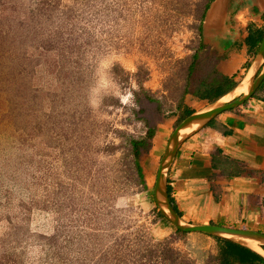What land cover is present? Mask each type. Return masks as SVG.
<instances>
[{
  "label": "rangeland",
  "instance_id": "rangeland-1",
  "mask_svg": "<svg viewBox=\"0 0 264 264\" xmlns=\"http://www.w3.org/2000/svg\"><path fill=\"white\" fill-rule=\"evenodd\" d=\"M211 2L0 0V264H216L154 197L158 128L217 77ZM150 126L144 183L130 141Z\"/></svg>",
  "mask_w": 264,
  "mask_h": 264
},
{
  "label": "crops",
  "instance_id": "crops-1",
  "mask_svg": "<svg viewBox=\"0 0 264 264\" xmlns=\"http://www.w3.org/2000/svg\"><path fill=\"white\" fill-rule=\"evenodd\" d=\"M263 31L264 0H223L202 38L218 53V72L238 82L252 67L262 43L255 38ZM185 102L192 113L210 103L194 96ZM173 120L158 128L160 150L168 146ZM166 181L183 221L264 234V86L256 97L216 115L182 140Z\"/></svg>",
  "mask_w": 264,
  "mask_h": 264
},
{
  "label": "water",
  "instance_id": "water-1",
  "mask_svg": "<svg viewBox=\"0 0 264 264\" xmlns=\"http://www.w3.org/2000/svg\"><path fill=\"white\" fill-rule=\"evenodd\" d=\"M222 2L223 0H212V2L210 3L206 11V15H205L204 22H203L204 28H207L210 22L212 21V19H214V17L218 14L222 6ZM263 61H264V37L260 45L258 54L256 55V58L252 64V67H253L256 63L261 62L260 64H258L259 67L255 71V74L253 75V86L250 89V91L248 93L237 96L234 99L227 101V102H223L222 100L219 99L213 102L212 105L207 106V108L204 109L203 111L195 112L189 115L174 129L173 133L171 134L169 138L168 146L165 150V153L162 156L161 163L157 171V177H156V181L154 185V197L158 205V208L160 209L162 214L181 231L188 232V233L190 232L205 233L211 236H218V237L226 238V239L235 241L237 243H240L242 245L248 246L242 243L241 241H237V240H234L232 238L225 236V233L239 234L242 236L262 240V247L264 246V234L261 232L252 231L248 229L222 226V225H217V224H189L183 221L180 218L178 212L176 211V209L174 208L171 202L170 195L168 192L167 181H166L167 169L169 165L172 163V160L176 154L178 147L180 146L182 140H184L188 135H190L193 132V131L190 132L186 136H181V130L183 128L190 126V124L198 120L202 122L200 126L202 127L207 122H209L212 118H214L216 115L226 110L234 109L244 104L249 99H251L254 96V94H256V92L258 91V89L260 88V86L262 85L264 81V67L259 72L260 68L263 66V63H262ZM260 254L263 255L262 253Z\"/></svg>",
  "mask_w": 264,
  "mask_h": 264
},
{
  "label": "trees",
  "instance_id": "trees-1",
  "mask_svg": "<svg viewBox=\"0 0 264 264\" xmlns=\"http://www.w3.org/2000/svg\"><path fill=\"white\" fill-rule=\"evenodd\" d=\"M208 7L209 4L206 6V10L208 9ZM263 37H264V31L259 33V36L255 38V41L261 43L263 41ZM249 42L251 41L249 40ZM198 56H199L198 52H196L193 55V61L189 66V74L193 73L196 65V59L198 58ZM250 64L251 63H249L248 66ZM215 72L217 74V77H214L212 81L202 80L196 86V89L194 91H191L188 88L189 87L188 84L184 93L185 94L192 93L199 99L208 100L210 103H212L219 100L225 94L230 92L232 89L236 87L237 83H239V81L237 82L235 80L234 76L223 75L222 73L218 72L216 68H215ZM263 86H264V81L259 89H261ZM256 94H254L253 97H256ZM184 99L185 97L183 96L178 104V108L181 109V112L177 124L181 123L186 117L192 114V111L189 109V107L183 103ZM155 133H156V128L154 126H150L148 128L146 137H142L140 139H131L130 141L131 151L135 156L136 159L135 162L138 168V172L144 183H145V180L143 179L144 175H143L142 167L139 164L138 158L143 152H146L151 148L152 146L151 139L154 138ZM160 216L164 220L166 219V217L161 213ZM178 231L180 230L178 229ZM213 238L216 239L218 244V254L214 256L212 259L216 262V264H264V256L258 253L257 251L253 250L252 248L226 238H222L218 236H213Z\"/></svg>",
  "mask_w": 264,
  "mask_h": 264
},
{
  "label": "bare ground",
  "instance_id": "bare-ground-1",
  "mask_svg": "<svg viewBox=\"0 0 264 264\" xmlns=\"http://www.w3.org/2000/svg\"><path fill=\"white\" fill-rule=\"evenodd\" d=\"M261 62L256 63L251 70L243 76L244 79H241L236 86V88L232 89L230 92L225 94L223 97L220 98L223 102L230 101L234 99L237 96H240L242 94L248 93L250 89L253 86V75L255 74V71L258 69V64ZM264 66V61L262 62ZM201 121H195L190 126L183 128L181 130V136H186L190 132L194 131L195 129L199 128L201 126ZM226 237L232 238L237 241H241L242 243L252 247L253 249L257 250L258 252L262 253L264 255V249L262 247V240L254 239L246 236H242L239 234H232V233H225Z\"/></svg>",
  "mask_w": 264,
  "mask_h": 264
},
{
  "label": "clouds",
  "instance_id": "clouds-1",
  "mask_svg": "<svg viewBox=\"0 0 264 264\" xmlns=\"http://www.w3.org/2000/svg\"><path fill=\"white\" fill-rule=\"evenodd\" d=\"M102 66L107 67L108 65L105 64ZM99 87L100 88H107L108 82L104 79H101ZM133 88H135V84H133ZM131 98H133V95L131 92H129L128 95L122 97V101H123V103L127 104ZM135 107H137V110H138V106H135Z\"/></svg>",
  "mask_w": 264,
  "mask_h": 264
}]
</instances>
